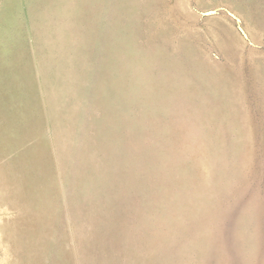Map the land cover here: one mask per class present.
<instances>
[{"label":"rangeland","instance_id":"obj_1","mask_svg":"<svg viewBox=\"0 0 264 264\" xmlns=\"http://www.w3.org/2000/svg\"><path fill=\"white\" fill-rule=\"evenodd\" d=\"M0 264H264V0H0Z\"/></svg>","mask_w":264,"mask_h":264}]
</instances>
